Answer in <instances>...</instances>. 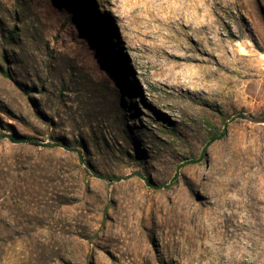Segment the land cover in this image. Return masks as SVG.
<instances>
[{
    "label": "rangeland",
    "instance_id": "374dc122",
    "mask_svg": "<svg viewBox=\"0 0 264 264\" xmlns=\"http://www.w3.org/2000/svg\"><path fill=\"white\" fill-rule=\"evenodd\" d=\"M0 264H264V0H0Z\"/></svg>",
    "mask_w": 264,
    "mask_h": 264
},
{
    "label": "trees",
    "instance_id": "16d2710c",
    "mask_svg": "<svg viewBox=\"0 0 264 264\" xmlns=\"http://www.w3.org/2000/svg\"><path fill=\"white\" fill-rule=\"evenodd\" d=\"M253 120H257L256 118H253ZM226 135V130H224L221 134L219 135H216L215 137H213L208 145L206 146V148L204 149V151L207 149V147L212 144L213 142L217 141V140H220L222 138H224ZM12 142H15V143H25V144H29V145H33V146H45V147H49V146H61V145H41L39 143V141H37L36 139H33V138H27V137H19V138H16V137H13V136H7ZM73 151H75L78 156L80 157V159L83 161V157H82V153L81 151L77 150V149H73ZM88 167L90 168V166L88 165ZM97 178H100V179H103V180H107V181H120L122 178L121 177H115L114 179L115 180H112L111 178H108L106 176H103L101 174H97L95 175ZM146 182L148 185L150 186H153L154 184L152 183V181L150 179H146Z\"/></svg>",
    "mask_w": 264,
    "mask_h": 264
},
{
    "label": "bare ground",
    "instance_id": "6f19581e",
    "mask_svg": "<svg viewBox=\"0 0 264 264\" xmlns=\"http://www.w3.org/2000/svg\"><path fill=\"white\" fill-rule=\"evenodd\" d=\"M196 61V60H195ZM190 62V61H189ZM257 222V221H256ZM259 222V221H258ZM255 225V224H254ZM256 229V228H255ZM184 253V252H183Z\"/></svg>",
    "mask_w": 264,
    "mask_h": 264
}]
</instances>
